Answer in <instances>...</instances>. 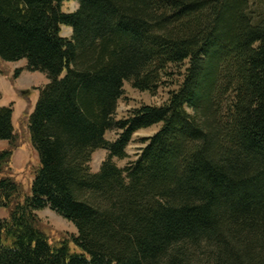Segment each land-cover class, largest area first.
I'll return each instance as SVG.
<instances>
[{"label":"trees","instance_id":"obj_1","mask_svg":"<svg viewBox=\"0 0 264 264\" xmlns=\"http://www.w3.org/2000/svg\"><path fill=\"white\" fill-rule=\"evenodd\" d=\"M65 1L0 0V61L48 80L28 115L29 193L0 107V264H264V0ZM125 82L167 98L118 119ZM47 207L76 234L52 240Z\"/></svg>","mask_w":264,"mask_h":264},{"label":"rangeland","instance_id":"obj_2","mask_svg":"<svg viewBox=\"0 0 264 264\" xmlns=\"http://www.w3.org/2000/svg\"><path fill=\"white\" fill-rule=\"evenodd\" d=\"M78 3L76 1H65L60 4L59 9L62 12H72L76 10ZM72 34L70 27L61 25V35L69 38ZM20 70L18 75L15 71ZM178 75L173 77L177 80ZM46 76L39 71H28L26 69V61H0V107L11 106L12 124L14 130L19 135V147L13 153L10 166L11 174L16 180L22 183L27 193L30 192L31 183L33 181L32 171L38 165V156L33 148L27 128L28 115L33 110L38 99V90L47 83ZM174 88V85H169ZM168 87H161L156 94L139 91L131 86L129 82L123 85V95L119 99L116 108V118H123L128 113L140 107L141 105H160L167 98ZM157 126L147 129H141L134 133L130 143L126 148L128 157L125 159L113 158L115 164L124 168L129 162L133 161L144 146L142 139L153 135ZM117 137L116 130L106 132V138L110 141ZM6 142L0 140V149L5 148ZM108 152L104 149H97L90 163L91 170L97 172L100 164L106 159ZM45 231L52 240H57L61 235L71 236L76 234V229L66 219L62 218L50 208H44L36 211ZM0 216H4L1 211Z\"/></svg>","mask_w":264,"mask_h":264},{"label":"crops","instance_id":"obj_3","mask_svg":"<svg viewBox=\"0 0 264 264\" xmlns=\"http://www.w3.org/2000/svg\"><path fill=\"white\" fill-rule=\"evenodd\" d=\"M48 81V80H47Z\"/></svg>","mask_w":264,"mask_h":264}]
</instances>
